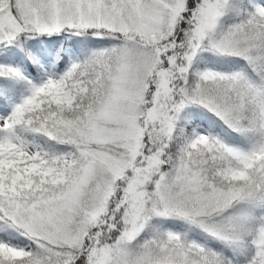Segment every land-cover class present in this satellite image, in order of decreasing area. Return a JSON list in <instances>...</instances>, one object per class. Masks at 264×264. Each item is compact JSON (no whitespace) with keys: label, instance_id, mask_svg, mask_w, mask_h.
<instances>
[{"label":"snow or ice","instance_id":"obj_1","mask_svg":"<svg viewBox=\"0 0 264 264\" xmlns=\"http://www.w3.org/2000/svg\"><path fill=\"white\" fill-rule=\"evenodd\" d=\"M0 264H264V0H0Z\"/></svg>","mask_w":264,"mask_h":264}]
</instances>
